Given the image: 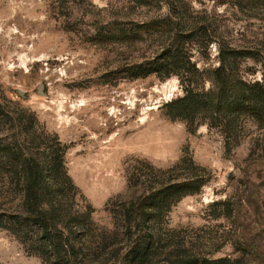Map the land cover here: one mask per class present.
<instances>
[{
    "label": "rangeland",
    "instance_id": "1",
    "mask_svg": "<svg viewBox=\"0 0 264 264\" xmlns=\"http://www.w3.org/2000/svg\"><path fill=\"white\" fill-rule=\"evenodd\" d=\"M179 1L0 0V105L15 118L18 109L35 114L42 136L31 146L18 127H5L0 139L19 137L40 159L50 140L66 146L64 164L77 190L73 209L93 208L91 233L109 264L127 241L122 205L143 182L152 184L156 170L183 158L204 168L197 174L206 184L166 215L165 240L151 264L164 263L179 243L225 264H264V132L242 118L237 140L221 127L191 133L164 108L183 96L180 80L140 71L170 38L147 25L172 18L175 8L174 23L184 18L209 30L200 45H186L200 69L218 66L220 46L238 48L251 56L238 61L244 78L264 82V0ZM0 264L42 262L2 231Z\"/></svg>",
    "mask_w": 264,
    "mask_h": 264
},
{
    "label": "trees",
    "instance_id": "2",
    "mask_svg": "<svg viewBox=\"0 0 264 264\" xmlns=\"http://www.w3.org/2000/svg\"><path fill=\"white\" fill-rule=\"evenodd\" d=\"M150 1L173 6V0ZM175 10H171L172 18L147 25L149 29L167 32L170 38L160 53L140 66L143 77L154 74L162 82L174 76L180 80L183 96L164 105L166 115L172 121L185 122L191 133L201 125L221 127L224 136H235L237 140L242 118L252 119L264 132V82L246 80L238 66V61L250 58V54L220 46L218 66L200 69L186 45H200L209 30L199 23L189 26L184 18L174 23L180 13L174 15ZM18 110L15 118L0 105V131L18 127L20 136L25 135L31 146L37 145L42 136L35 129V114ZM23 142L19 137L14 141L0 139V199L10 197V201L0 204V232L13 237L42 264H109L99 235L91 233L93 208L73 209L77 190L65 168L66 146L50 140L45 158L40 159L33 147ZM179 169H184L188 177L175 178ZM198 170L205 171L192 159L183 158L169 170H156L152 184L143 182L140 194L122 205V226L128 242L116 250L118 254L111 264H151L165 240L162 230L166 215L182 198L199 194L205 186ZM174 246L170 245V254L162 264L227 262L224 258L209 259L196 254L183 243Z\"/></svg>",
    "mask_w": 264,
    "mask_h": 264
},
{
    "label": "water",
    "instance_id": "3",
    "mask_svg": "<svg viewBox=\"0 0 264 264\" xmlns=\"http://www.w3.org/2000/svg\"><path fill=\"white\" fill-rule=\"evenodd\" d=\"M42 88V86H40V89ZM22 95V93H20Z\"/></svg>",
    "mask_w": 264,
    "mask_h": 264
}]
</instances>
